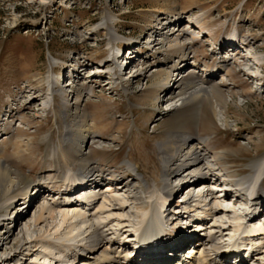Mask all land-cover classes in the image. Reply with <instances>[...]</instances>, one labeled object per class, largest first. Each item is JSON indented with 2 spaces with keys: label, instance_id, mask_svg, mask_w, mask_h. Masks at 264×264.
<instances>
[{
  "label": "rangeland",
  "instance_id": "obj_1",
  "mask_svg": "<svg viewBox=\"0 0 264 264\" xmlns=\"http://www.w3.org/2000/svg\"><path fill=\"white\" fill-rule=\"evenodd\" d=\"M156 9L159 11L155 12ZM168 11L177 17H183L180 29H187L189 41H194V36L200 38L189 55L188 71L196 72L204 78L215 72L216 81L226 83L223 91L227 96V104L220 107L214 102L216 125L211 131L202 132V137L211 147L222 150L223 147L229 146V150L234 151L228 157V164L231 165V172L238 174L237 178H243L252 172L255 164L264 161V0H0V155L13 157L19 141L23 145L29 144V147L23 148V159L45 170L30 172L29 169H24L23 172L38 181L44 177V171L50 170L52 153L58 144L59 132L64 127V115L69 116L72 121L76 116L86 115L88 119L85 130L91 129L92 139L84 145V150L93 152V162L101 165L103 170L107 171L111 167L106 175L115 172L121 185H125L127 177H131L129 182L136 177V173L127 170L128 164L132 162L130 155L133 153L135 156V142H139V147L155 156V163L158 164L155 152L158 140L169 124L167 108H180L181 101L176 98L162 103L163 100L158 99L156 94L158 85L153 90L152 98L160 100L162 105H153L152 101L147 102L149 95L146 90L157 83L151 76L158 70L164 69L166 73L180 63L177 62L176 54L166 53V43L157 50H152L145 43L151 35L150 28L158 23L163 26L165 21L161 22L160 19L168 18ZM189 18L201 21L207 18L206 22L210 24L207 28L209 32L205 30L201 33L198 32L200 29L190 28ZM172 31L173 27L166 30L168 33ZM240 34H245L246 38L252 41L253 50L248 49L249 44L242 41ZM228 39L235 41L230 54L227 53L228 42L225 52L221 50V45ZM138 40H142V44L134 46ZM117 45H123L124 51H127L122 58L129 56L128 49L131 46L135 47L134 50H140L143 57L128 68L123 66L120 74L117 72V66L108 62L112 56L111 48ZM156 51L161 54L156 56ZM255 53L257 57L261 55L259 59L253 56ZM154 56L156 59H153ZM145 57L150 60H145ZM122 58L119 64L122 62L124 65ZM166 60L170 63L168 66H157L158 61L165 63ZM55 62L56 65L53 64ZM99 65L105 67L94 72L93 68ZM73 69L79 72L80 78L71 86L69 84ZM115 71L118 75L114 77ZM135 74L139 75V78L133 80ZM47 77H50L51 81L57 79L63 88H74L73 91L76 90L77 93L60 96L62 91L58 89L55 107L47 97ZM171 77L175 79L176 74ZM28 91H32L31 94H28ZM35 95H39V98L31 103ZM68 98L70 104L64 102V99ZM17 110L22 111L18 114ZM227 110L230 117L229 127L222 122ZM159 113L162 115L158 118ZM103 152L105 155L101 154ZM16 160L22 159L15 158L18 164ZM233 161L236 162L235 165H232ZM153 164L154 161L148 167V173L136 177L137 179L134 177L137 182H132L131 186L141 198L135 204L146 205L144 187L148 183L154 184L151 175L152 171L154 175ZM215 166L222 170V166L217 162ZM143 169L146 168L142 165ZM222 175L227 177L226 174ZM169 183L174 187L180 185L179 180L175 179H171ZM105 184L98 186H102L99 190L103 193L107 191ZM51 186L44 185L48 187L45 191L51 193L45 192L38 196V192H33V198H38L30 209L25 210V206L22 207V199L11 207L12 215L18 218V223L14 221L16 218H13V223H0V260L13 254L11 247L17 240L29 242L35 240L42 232V226H36L32 217L37 203L43 198L56 197L54 194L59 193V190L53 192ZM210 186L217 189L215 185ZM201 188L193 190L191 195L200 199L199 194L205 191ZM117 190L108 191L106 194L125 200L128 208L123 214L118 212L122 219L136 220L137 205L128 201L129 197H133L132 194L125 193V189ZM243 199L246 201L247 197L244 196ZM217 207L227 211L233 210L228 202H222L220 206L213 199L205 211ZM239 208L243 206H237L236 209ZM260 210L263 216L264 206ZM229 213L225 212L219 219L222 222L219 223L221 230L217 225L213 231L228 229L224 226H227ZM239 214H243V211ZM56 220L59 222L60 216H57ZM206 223L210 228L211 218H208ZM7 230L12 231L14 235L8 244L2 246L1 241ZM192 230L195 231L196 228ZM128 232L125 236H129L130 231ZM202 233L205 232H197V239L205 236L199 235ZM221 234L222 232L218 235ZM225 238L227 239L226 236ZM259 239L264 241L261 236ZM227 243L228 241H222L221 246L225 247ZM205 249L211 255V246L206 245ZM122 250L118 249L119 252ZM126 251L120 254L124 259H120L119 264H124L125 259L130 257L132 248L127 247ZM256 252L258 253L259 249L254 253ZM27 253L7 264H33L36 255L29 258ZM191 254L196 258L200 257L199 250L189 253L186 249L182 262L186 264L190 261L193 264ZM261 256L264 258V253ZM170 257L173 260L171 255ZM174 260H181V257ZM89 263L98 262L90 260L87 264Z\"/></svg>",
  "mask_w": 264,
  "mask_h": 264
},
{
  "label": "bare ground",
  "instance_id": "obj_2",
  "mask_svg": "<svg viewBox=\"0 0 264 264\" xmlns=\"http://www.w3.org/2000/svg\"><path fill=\"white\" fill-rule=\"evenodd\" d=\"M157 11L159 10L156 9L155 12ZM166 13L168 18L160 19L161 22L165 21L163 26L158 23L159 26L155 25L150 28L151 35L145 45L152 50H157L159 46L166 43V47L168 46V49H165L166 53L176 54L177 62L180 64L170 68L166 74L165 70L161 68L168 66L169 61L166 60L165 63L158 61L157 66L159 65L161 70L157 69L158 72L151 76V79L156 80L157 83L149 86L146 90L149 95L147 102L152 101L153 105L160 106L163 102L168 103L178 98L181 104L180 108H167L168 113L166 114H169V124L163 132V136L158 140V148L155 152L158 156V164L155 163V156L149 154L146 149L139 147V142L133 144L136 151L135 156L133 153L130 155L132 162L128 164V172L136 173V177L139 178L142 174L148 173V167L153 161V165H155L154 175L153 171L151 173L154 184L148 183L144 187L146 205L135 204L141 200L137 195L138 192L133 190L131 186L132 182H137L135 176L136 179L133 177L131 182H129L131 177H127L128 180L124 182L125 185H121L115 172L106 175L111 167L107 171L103 170L101 165L93 162V152L84 150V145L92 139L90 138L91 129L85 130L88 119L86 115L76 116L77 118L75 117L73 121L70 120L69 116L64 115V127L59 132V141L52 153L50 170L44 171V177L38 181L23 172L24 169H29L30 172L45 170L39 165L23 159L25 155L23 148L24 146L29 147V144L26 146L19 141L13 157L0 155V223L6 224L8 221L13 223L12 220L16 216L12 215L11 207L20 199L23 200L22 207L26 206L25 210L33 207L38 196L50 192L45 191L48 188L44 187L45 184L52 185L53 192L59 190L58 194H54L56 197L52 195L53 197L49 199L43 198L41 202L35 205L32 220L36 226H42V232L35 240L24 243L22 239H19L13 243L11 247L13 254H9L4 260L1 259L0 264L2 262L7 264L25 252H28L26 256L29 258L36 255L33 264H87L90 260H95L98 262L97 264H115L120 259H124L120 254H123L127 247L132 248V251L130 257L125 259L124 264H172L173 261L175 262L174 259L178 260L179 257L181 260L174 264H185L182 261L186 249L189 253H195L196 250L200 252L199 258L191 254L193 255L192 260H194L193 264H264V258L261 256L264 253V241L259 239V236L264 238V214L262 216L260 210L264 206V161L255 164L253 171L248 175L237 178L238 174L232 173L231 165L228 164V157L234 151L229 150V146L223 147L222 150L211 147L208 141L202 137V132L211 131L216 125L217 113L214 102L220 107L227 104V96L223 91L226 83L217 82L215 72L204 78L196 72L188 71L187 67H190V64L187 63L189 62V55L200 38L194 36V41H189L187 29H180L183 17L181 15L177 17L175 14H171V11ZM189 19L191 20L188 22L191 24L190 28L200 29L198 32L205 30L209 32L207 28L210 24L206 22L207 18L203 19L204 21L196 18ZM172 27L171 33L166 32L168 28ZM239 37L249 44L248 49H254L251 44L252 41H249L245 34H240ZM233 41L230 39L225 41L221 45V50L225 52V45L228 42V45L232 44L227 45V53L230 54L233 51ZM137 44L141 45L142 40L134 43V46ZM122 47L123 45L112 47V56L108 61L117 66L119 74L124 66L122 62L119 64L122 57H119L118 50ZM134 49L135 47L131 46L128 49V52L132 51L129 57L122 58L127 68L141 60V51ZM160 54L161 52H157L156 56ZM253 56L257 57V53ZM260 56L257 58L259 59ZM153 59L156 57L154 56ZM145 60L149 61L150 58L145 57ZM53 64L56 65L57 63ZM105 66H96L93 68L94 72L96 69ZM94 72L93 74L96 75ZM100 73L104 74V72ZM175 74L176 78L173 79L171 76ZM117 75L115 71L113 76ZM47 78V97L55 107H57L55 95L58 89L62 91L60 96L77 93L76 90L73 91L74 88L70 90L72 87L69 90L61 87L57 79L51 81L50 77ZM70 78L71 83L69 85L73 86L80 78L79 72L73 69ZM133 78L136 80L139 75L136 76L135 74ZM158 85L156 94L158 99L163 100L162 103L157 98H152L154 97L153 90ZM31 92L28 91V94ZM38 98L39 95L33 96L31 103L37 101ZM69 98L64 99V102L70 104ZM71 98V100L74 99L73 95ZM22 110H17L18 114ZM228 113L229 110L226 111L222 120L227 127H229L228 120L230 119ZM161 115L162 113H159L158 118ZM21 136L23 135L21 134ZM31 151L34 154V151ZM101 154L105 155V152ZM15 158L22 160H16L18 161L17 164ZM215 162L222 166V170L216 168ZM233 164L235 165L236 162L233 161ZM142 165L146 169L142 170ZM222 174H226L227 177ZM52 176L54 177L50 178ZM171 179L179 180L180 185L171 186L169 183ZM104 183H106L107 190H104L105 193L99 190L102 189ZM210 184L215 185L217 189H212ZM99 185L102 186L98 187ZM119 188L120 191L125 189V193L132 194V198L128 196V201L137 205L135 206L136 220L122 219L118 212L123 214V211L128 208L125 200L106 194L108 191L112 192ZM198 188H201L202 191L205 190L199 194L200 199L191 195V192ZM34 191L38 192L36 198L32 196ZM244 196L247 197L246 201L243 199ZM213 199L220 206L222 202H228L233 210L227 211L217 207L205 211ZM241 199L244 201H242L243 204ZM190 202L195 205H191ZM237 206H243V208L237 210ZM242 211L243 214L240 215L239 213ZM225 212H230L227 226H224L228 229H225L226 231H213L214 227L218 226L221 230L219 223L222 222L219 219ZM244 212L246 213L244 214ZM118 214L120 216H116ZM57 216H60L59 222L56 220ZM162 216L165 217V222L176 225L177 228L172 226L173 229L176 228L175 231L169 232L161 226L163 223L161 221ZM208 218H211L212 226L210 228L207 227L206 223ZM14 221L18 223V218ZM182 221L184 222L182 223ZM188 221L192 224L191 228L183 227L184 224H188ZM231 227L232 229H230ZM159 228L162 229L161 233L157 231ZM192 228H196V230L193 231ZM199 230L205 232L199 234L205 235L202 239H197ZM128 231L131 233L129 236H125L129 233ZM147 231L150 234L155 232L152 234L154 237L142 246L140 240L146 237ZM218 232H222L221 236L218 235ZM137 234L139 236L135 237ZM13 235L12 231L7 230L1 241L2 246L8 244ZM244 237L250 242V249L253 250L251 254L242 255L237 246L230 251L221 246L222 241H234L236 238L243 239ZM130 242H138L135 245L136 248L130 247ZM206 245L211 246V255L205 249ZM118 249L123 250L119 252ZM257 249L259 252L254 253ZM99 254H101L100 257ZM191 263L189 261L186 264Z\"/></svg>",
  "mask_w": 264,
  "mask_h": 264
}]
</instances>
